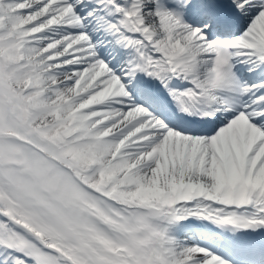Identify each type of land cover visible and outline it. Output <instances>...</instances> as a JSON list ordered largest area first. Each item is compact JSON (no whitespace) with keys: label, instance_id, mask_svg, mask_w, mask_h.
<instances>
[{"label":"snow or ice","instance_id":"1","mask_svg":"<svg viewBox=\"0 0 264 264\" xmlns=\"http://www.w3.org/2000/svg\"><path fill=\"white\" fill-rule=\"evenodd\" d=\"M241 253L264 264V0H0V264Z\"/></svg>","mask_w":264,"mask_h":264},{"label":"bare ground","instance_id":"2","mask_svg":"<svg viewBox=\"0 0 264 264\" xmlns=\"http://www.w3.org/2000/svg\"><path fill=\"white\" fill-rule=\"evenodd\" d=\"M251 78H255V77H251ZM196 221L198 222L199 220H192L190 222L189 221H185L184 222L189 227V229L186 230V232L184 234V237H182V238H187V239L194 240V238L196 236H198V234H201L202 235L203 233H205L207 231V228L205 227L206 224H203V223L201 224L200 223V222H204V221H200L199 223H197ZM198 225H202L201 231L197 229V226ZM228 235H231V234H228ZM235 235H236V238H237V242L238 243H243L244 242L240 234H235ZM235 259L237 261V264H244V261H246L247 259H249V257L246 254L241 253V254L236 255L235 256Z\"/></svg>","mask_w":264,"mask_h":264},{"label":"rangeland","instance_id":"3","mask_svg":"<svg viewBox=\"0 0 264 264\" xmlns=\"http://www.w3.org/2000/svg\"><path fill=\"white\" fill-rule=\"evenodd\" d=\"M166 98H167V96H166ZM195 222V221H194ZM193 222V223H194ZM197 222V221H196ZM200 221H198L197 223H199ZM201 224L203 223V224H206L205 222H200ZM182 237H184V236H182Z\"/></svg>","mask_w":264,"mask_h":264}]
</instances>
